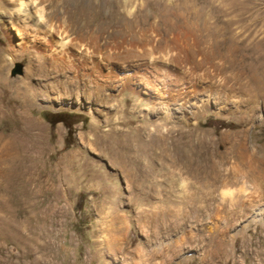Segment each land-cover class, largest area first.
<instances>
[{
	"label": "rangeland",
	"instance_id": "rangeland-1",
	"mask_svg": "<svg viewBox=\"0 0 264 264\" xmlns=\"http://www.w3.org/2000/svg\"><path fill=\"white\" fill-rule=\"evenodd\" d=\"M44 1L141 45L0 27V264H264V0Z\"/></svg>",
	"mask_w": 264,
	"mask_h": 264
},
{
	"label": "bare ground",
	"instance_id": "bare-ground-1",
	"mask_svg": "<svg viewBox=\"0 0 264 264\" xmlns=\"http://www.w3.org/2000/svg\"><path fill=\"white\" fill-rule=\"evenodd\" d=\"M0 27L10 41L19 45L29 35L34 41L42 42L55 60L69 63L64 69L73 78L89 77L84 80L86 83L93 81L90 76L99 74L100 66L96 57L107 60L109 56L105 54L106 51H118L126 46L138 48L141 45L134 34L127 39L119 31L108 30L104 24L96 25L97 30L91 36L90 25L72 7L62 3L53 8L44 0L0 1ZM59 71V67L55 66V72ZM4 85L3 79L0 87Z\"/></svg>",
	"mask_w": 264,
	"mask_h": 264
},
{
	"label": "water",
	"instance_id": "water-1",
	"mask_svg": "<svg viewBox=\"0 0 264 264\" xmlns=\"http://www.w3.org/2000/svg\"><path fill=\"white\" fill-rule=\"evenodd\" d=\"M20 71H21V65H20V63H16L15 68L12 71V74L20 73Z\"/></svg>",
	"mask_w": 264,
	"mask_h": 264
}]
</instances>
